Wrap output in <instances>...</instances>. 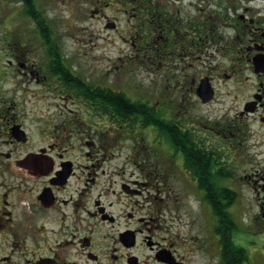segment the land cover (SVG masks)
Returning a JSON list of instances; mask_svg holds the SVG:
<instances>
[{
    "label": "flooded vegetation",
    "instance_id": "af4514ba",
    "mask_svg": "<svg viewBox=\"0 0 264 264\" xmlns=\"http://www.w3.org/2000/svg\"><path fill=\"white\" fill-rule=\"evenodd\" d=\"M59 3L95 53L52 22L0 37L41 90L5 91L0 55V264H264V0Z\"/></svg>",
    "mask_w": 264,
    "mask_h": 264
},
{
    "label": "rangeland",
    "instance_id": "374dc122",
    "mask_svg": "<svg viewBox=\"0 0 264 264\" xmlns=\"http://www.w3.org/2000/svg\"><path fill=\"white\" fill-rule=\"evenodd\" d=\"M16 0H7L3 5L0 4V37L4 38L5 41V47L8 50H11V46H14L13 39L16 41H22L24 39H27V33H28V27H31V32L32 36H34L33 31L35 30L33 28V19L29 20L22 12H19L17 9L20 8V5L15 2ZM41 2V6H45L43 11L39 13L38 18L42 22H52V28L56 32V36L58 38H63L66 40L68 38H75L73 41H76L75 47L77 50L80 51L81 47H87L89 50L87 51L88 53H95V49L93 48L94 46V36L92 34V31L96 28L95 27V22L92 21V19L89 17V14H86L83 10L84 9H68L67 6L70 5H65L61 6L59 3L60 1L56 0H39ZM50 1H55L59 6L56 9H47L46 6ZM33 5H35V9H39L36 6V1L32 0L31 1ZM14 9V10H13ZM21 9V8H20ZM14 14V15H13ZM23 14V15H22ZM86 15V20L84 21V17ZM40 16V17H39ZM43 19H46L43 21ZM26 23V26L20 27V25H23ZM15 31V35H12L13 32ZM36 31V30H35ZM12 33V34H11ZM33 39H38L33 37ZM10 42L7 45V42ZM71 42V41H70ZM0 40V55H4V69L6 71V79L7 83L3 84L5 91L12 90L14 88L19 89L18 96L24 95V98L22 100H34L33 99V93H39L41 90L40 88H36L34 86H29L28 84V78L18 74L16 68V64L14 65H9V61L7 59L8 55L10 52L7 49L2 48ZM37 49V47L35 48ZM115 51V49H113ZM39 51H41L39 49ZM21 53V52H19ZM36 63H40L39 61H36ZM230 86V85H229ZM21 100V99H20ZM263 134V131L260 132V135ZM261 137L259 139V143L256 142V144H261V148L256 147L255 150L259 151L261 153L264 152V141L261 142ZM250 155L251 157H254V151L250 150ZM244 159L245 154H240L238 156V161H242ZM260 160H264V154L260 155ZM247 163V162H246ZM254 163H252V166ZM242 168H230L229 171L234 173V176H237V174H240V171ZM180 176V175H179ZM240 183V180L238 181ZM237 187L238 185H234ZM176 189L180 190V186H176ZM190 190L189 187H185V193H189ZM249 196V195H248ZM236 204V203H235ZM234 204V206H235ZM239 207H240V212L242 211L244 213V217L247 219L248 212L252 208L254 212L258 211V207H251L249 204V201L243 200V204L238 203V206L234 208V214L238 215L239 213ZM168 211L169 208H168ZM167 211V212H168ZM261 211V210H259ZM171 212V211H170ZM174 216L179 217L180 214H176L175 212H172ZM182 222L178 227H181L185 231H188L190 226L188 224H191L192 221L196 223L197 221V226L195 230L203 229V223L204 225L206 224L205 216L202 213H196V214H191L190 212H185L182 211ZM260 221H263L260 219ZM171 223V222H169ZM179 223V220L174 222V227H177ZM185 225V228L183 227ZM258 232H260L259 229H257ZM264 234V233H263ZM251 239V238H249ZM254 239L257 240L258 243L263 245L264 241L259 240V236L254 235ZM246 244H249L248 240L245 241ZM263 248V247H262ZM264 249L261 250L263 252ZM259 254L258 256H260ZM264 260V256H263Z\"/></svg>",
    "mask_w": 264,
    "mask_h": 264
},
{
    "label": "trees",
    "instance_id": "16d2710c",
    "mask_svg": "<svg viewBox=\"0 0 264 264\" xmlns=\"http://www.w3.org/2000/svg\"><path fill=\"white\" fill-rule=\"evenodd\" d=\"M24 1H25V4H26V6H25L26 11H24L25 16H27V17L31 16L33 19H35L38 22L42 23V21H40L39 18H38L40 10L39 9H35V5H33L32 2H31L32 0H24ZM45 20L46 19H43V21H45ZM231 220H232V217H231V215H229L227 222L228 221L230 222Z\"/></svg>",
    "mask_w": 264,
    "mask_h": 264
},
{
    "label": "water",
    "instance_id": "95a60500",
    "mask_svg": "<svg viewBox=\"0 0 264 264\" xmlns=\"http://www.w3.org/2000/svg\"><path fill=\"white\" fill-rule=\"evenodd\" d=\"M205 101H208L209 99L207 98V99H204ZM166 262H168L169 264H173V262L172 261H170V260H168V259H164Z\"/></svg>",
    "mask_w": 264,
    "mask_h": 264
}]
</instances>
